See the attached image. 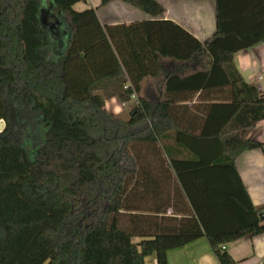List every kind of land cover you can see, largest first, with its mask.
I'll use <instances>...</instances> for the list:
<instances>
[{
  "label": "trees",
  "instance_id": "trees-1",
  "mask_svg": "<svg viewBox=\"0 0 264 264\" xmlns=\"http://www.w3.org/2000/svg\"><path fill=\"white\" fill-rule=\"evenodd\" d=\"M48 1L72 27L64 50L42 0H0V264H170L200 236L232 264L223 245L264 232L236 167L264 151L249 137L264 92L233 62L264 41V0H216L205 41L158 0H122L153 18L103 26L80 0ZM133 94L127 118L105 107Z\"/></svg>",
  "mask_w": 264,
  "mask_h": 264
},
{
  "label": "crops",
  "instance_id": "crops-1",
  "mask_svg": "<svg viewBox=\"0 0 264 264\" xmlns=\"http://www.w3.org/2000/svg\"><path fill=\"white\" fill-rule=\"evenodd\" d=\"M158 1L164 6L159 19L180 25L200 41H205L214 33L216 0ZM99 4L100 0H80L74 3L73 7L77 10L94 7L102 26L153 18L122 0H112L102 6ZM41 8V22L49 31L51 44L56 45L57 49H66L72 38V27L64 13L57 10L48 0H42ZM97 58L104 61L106 55L98 53ZM233 62L246 81L254 82L258 90L264 92V41L236 51L233 55ZM102 65L100 62L99 66ZM99 66L90 67L93 76L102 71L103 68ZM116 97L105 98V107L113 115L115 112L108 108L107 101ZM133 99L135 101L136 96L129 101ZM126 102L121 101L123 105ZM249 137L264 142V119L257 122L249 132ZM236 167L253 204L264 205V151L261 148L243 151L236 159ZM170 211L171 209H168V212ZM223 246L235 260L232 264H264V232L246 234L236 240L226 242ZM167 260L170 264H223L218 260L206 236H200L182 246L168 249ZM144 264H157L155 255H147Z\"/></svg>",
  "mask_w": 264,
  "mask_h": 264
},
{
  "label": "rangeland",
  "instance_id": "rangeland-1",
  "mask_svg": "<svg viewBox=\"0 0 264 264\" xmlns=\"http://www.w3.org/2000/svg\"><path fill=\"white\" fill-rule=\"evenodd\" d=\"M52 24V23H51ZM134 103V99L131 101H127L124 105L121 101L116 97L107 101L108 108H110L116 116L127 118L129 115V109ZM117 108L119 110H117Z\"/></svg>",
  "mask_w": 264,
  "mask_h": 264
},
{
  "label": "water",
  "instance_id": "water-1",
  "mask_svg": "<svg viewBox=\"0 0 264 264\" xmlns=\"http://www.w3.org/2000/svg\"><path fill=\"white\" fill-rule=\"evenodd\" d=\"M41 7H40V10H39V14H38V16H39V19H40V22H41ZM42 23V22H41ZM4 125H5V121L1 118L0 119V131L4 128ZM259 216L262 218L263 217V215H262V212H259Z\"/></svg>",
  "mask_w": 264,
  "mask_h": 264
},
{
  "label": "built area",
  "instance_id": "built-area-1",
  "mask_svg": "<svg viewBox=\"0 0 264 264\" xmlns=\"http://www.w3.org/2000/svg\"><path fill=\"white\" fill-rule=\"evenodd\" d=\"M135 96V94L132 95V97Z\"/></svg>",
  "mask_w": 264,
  "mask_h": 264
}]
</instances>
